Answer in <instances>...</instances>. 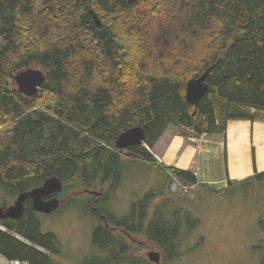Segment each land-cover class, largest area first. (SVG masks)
I'll use <instances>...</instances> for the list:
<instances>
[{"label": "trees", "instance_id": "1", "mask_svg": "<svg viewBox=\"0 0 264 264\" xmlns=\"http://www.w3.org/2000/svg\"><path fill=\"white\" fill-rule=\"evenodd\" d=\"M130 1L0 0L1 203L53 176L63 182L62 199L105 189L102 200L109 199L127 168L116 141L137 126L146 138L128 149L132 158L157 165L150 150L170 128L196 137L225 136L231 121L264 118V0ZM32 66L43 68L47 81L28 98L12 77ZM207 71L209 92L192 105L187 84ZM160 167L169 185H200L192 172ZM252 180L264 182V173ZM160 193L149 192L134 204L138 226L100 225L94 241L112 256L83 264L134 262L123 232L144 235L163 260L179 257V244L201 222L179 209L170 225L159 213L168 201L149 220ZM25 207L19 221H0V256L58 264L52 256L62 254L59 239L42 232L31 200ZM260 227L264 232V216Z\"/></svg>", "mask_w": 264, "mask_h": 264}, {"label": "rangeland", "instance_id": "2", "mask_svg": "<svg viewBox=\"0 0 264 264\" xmlns=\"http://www.w3.org/2000/svg\"><path fill=\"white\" fill-rule=\"evenodd\" d=\"M29 69L45 72L39 66H32ZM170 129L172 132L185 131L182 128ZM126 167V176L119 191L109 199L101 200L95 195L83 194L71 199L53 214H39L42 232L55 234L62 245V254L52 256L58 264H83L89 259H109L112 256L110 250L94 241L95 230L100 225H104V221L93 211V207L97 208V205L112 218L110 222L112 227H115L117 223L139 225L137 213H134V204L146 199L142 193L145 183L141 181L146 174H134L133 168H130L128 163ZM170 183L172 185L169 192L173 197L191 198L198 190L186 192L178 184L176 187L173 181ZM221 197L220 205H204L203 200L197 201L192 211L196 218L200 219V226L179 244L180 256L171 260H162V264H262L264 232L260 227V221L264 216V182L255 180L241 186H234ZM14 201L4 200L3 203L6 202L9 206ZM3 203L0 202V208ZM226 203H232L229 208V211H232L231 220H225L221 225H213L217 216L225 212L222 206ZM160 205L152 204L149 220L154 217L155 208ZM180 208L178 204H172L171 208L167 204L160 207L159 213L164 212V217L169 224L175 225L178 219L174 212ZM228 214L230 213L227 212ZM115 233L118 238L124 239L121 232ZM125 240L134 262L123 260L113 264H140V259H144L145 263L153 264L149 261L147 254L150 251L159 252V250L148 245L144 235H133L128 239L125 237Z\"/></svg>", "mask_w": 264, "mask_h": 264}, {"label": "crops", "instance_id": "3", "mask_svg": "<svg viewBox=\"0 0 264 264\" xmlns=\"http://www.w3.org/2000/svg\"><path fill=\"white\" fill-rule=\"evenodd\" d=\"M151 152L157 165L134 158L125 161L134 174H146L141 180L145 183L143 197L149 192H161L153 203L168 201L170 208L178 204L180 209L195 215L192 207L197 201L203 200L204 205H220L221 196L232 187L255 181L253 177L264 173V118L255 122L231 121L225 136L196 137L191 130L172 132L168 129ZM161 164L192 172L198 179L199 189L191 198L173 197L169 192L168 174L160 168ZM231 204L222 206L225 212L217 216L213 225L231 220Z\"/></svg>", "mask_w": 264, "mask_h": 264}, {"label": "water", "instance_id": "4", "mask_svg": "<svg viewBox=\"0 0 264 264\" xmlns=\"http://www.w3.org/2000/svg\"><path fill=\"white\" fill-rule=\"evenodd\" d=\"M136 0H131L133 4ZM96 25L101 26V23L97 16H95ZM209 71L205 72L199 78L190 80L187 84L186 98L192 105H199V102L208 94L209 85L207 78ZM18 90L26 97L33 98L39 94L41 88L47 81L45 73L41 70L28 69L12 77ZM146 134L145 130L140 127L131 128L123 132L116 141V149L121 155L132 157L131 152L128 150L130 147L142 146L145 142ZM64 191V185L60 178L57 176L50 177L41 187H38L30 192L23 193L17 197L10 207L4 205L0 208V221L14 220L19 221L25 215L26 207L25 202L27 200L32 201L33 209L37 214L50 215L61 209L70 199L74 197L82 196L83 194L102 196V192L96 191H81L72 193L65 199H61L59 196ZM94 211L104 221L105 226L110 228L108 218L103 215L98 208ZM128 237L130 234L123 232ZM149 261L153 264H162V255L156 251H150L147 254Z\"/></svg>", "mask_w": 264, "mask_h": 264}, {"label": "built area", "instance_id": "5", "mask_svg": "<svg viewBox=\"0 0 264 264\" xmlns=\"http://www.w3.org/2000/svg\"><path fill=\"white\" fill-rule=\"evenodd\" d=\"M174 185L177 187L176 184H178L179 186H181L186 192L187 191H191V190H195L196 189V186H191V187H187V186H184L182 185L181 183L178 182V180H175L174 181ZM0 264H28L27 262H23V261H20V260H8L7 258L3 257V256H0Z\"/></svg>", "mask_w": 264, "mask_h": 264}, {"label": "flooded vegetation", "instance_id": "6", "mask_svg": "<svg viewBox=\"0 0 264 264\" xmlns=\"http://www.w3.org/2000/svg\"><path fill=\"white\" fill-rule=\"evenodd\" d=\"M101 192H102V196H101L100 198H101V200H102V198H103V196H104V194H105V190H103V191H101ZM98 199H99V198H98ZM4 205H6L7 207H10V206H11V205L8 206L6 202L3 203L2 207H3ZM94 209H95V207H93V211H94ZM128 238H130V237H128Z\"/></svg>", "mask_w": 264, "mask_h": 264}]
</instances>
